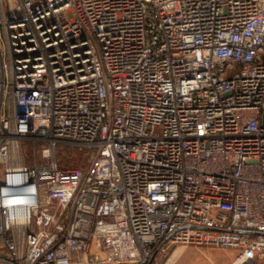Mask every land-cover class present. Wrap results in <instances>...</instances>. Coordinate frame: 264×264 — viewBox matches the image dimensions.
Masks as SVG:
<instances>
[{
    "label": "built area",
    "instance_id": "2783aa9c",
    "mask_svg": "<svg viewBox=\"0 0 264 264\" xmlns=\"http://www.w3.org/2000/svg\"><path fill=\"white\" fill-rule=\"evenodd\" d=\"M0 73V264H264V0H0Z\"/></svg>",
    "mask_w": 264,
    "mask_h": 264
},
{
    "label": "rangeland",
    "instance_id": "374dc122",
    "mask_svg": "<svg viewBox=\"0 0 264 264\" xmlns=\"http://www.w3.org/2000/svg\"><path fill=\"white\" fill-rule=\"evenodd\" d=\"M23 143L25 154L29 153L30 143ZM41 148V145H39ZM57 161L59 165L86 167L89 162V153L74 146H58ZM235 257L234 251L214 246H186L174 264H227Z\"/></svg>",
    "mask_w": 264,
    "mask_h": 264
},
{
    "label": "bare ground",
    "instance_id": "6f19581e",
    "mask_svg": "<svg viewBox=\"0 0 264 264\" xmlns=\"http://www.w3.org/2000/svg\"><path fill=\"white\" fill-rule=\"evenodd\" d=\"M182 249H183V248H182L181 246L177 247V248L173 251V253H172V255H171L169 261L167 262V264H171V263L177 258L178 254L181 252Z\"/></svg>",
    "mask_w": 264,
    "mask_h": 264
},
{
    "label": "crops",
    "instance_id": "0c3cea01",
    "mask_svg": "<svg viewBox=\"0 0 264 264\" xmlns=\"http://www.w3.org/2000/svg\"><path fill=\"white\" fill-rule=\"evenodd\" d=\"M183 249H184V248H183ZM183 249H182V250H183ZM182 250H181V251H182ZM180 253H181V252H180ZM180 253H179V254H180ZM179 254H178V256H179ZM178 256H177V257H178ZM176 259H177V258H176ZM233 259H234V258H233ZM233 259H232L229 263H227V264H231V262L233 261ZM175 261H176V260H175ZM175 261L173 262V264L175 263Z\"/></svg>",
    "mask_w": 264,
    "mask_h": 264
},
{
    "label": "water",
    "instance_id": "95a60500",
    "mask_svg": "<svg viewBox=\"0 0 264 264\" xmlns=\"http://www.w3.org/2000/svg\"><path fill=\"white\" fill-rule=\"evenodd\" d=\"M0 78H1V73H0Z\"/></svg>",
    "mask_w": 264,
    "mask_h": 264
}]
</instances>
